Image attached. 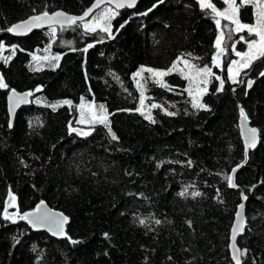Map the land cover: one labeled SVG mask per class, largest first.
<instances>
[{"label":"trees","instance_id":"16d2710c","mask_svg":"<svg viewBox=\"0 0 264 264\" xmlns=\"http://www.w3.org/2000/svg\"><path fill=\"white\" fill-rule=\"evenodd\" d=\"M92 1L0 0V74L9 86L0 89V264H234L228 236L242 195L248 199L236 240L247 250L241 261L264 264V59L241 71L240 82L227 72L235 51L246 50L240 37H252L233 31L229 39L234 25L220 18L217 28L214 14L201 10L197 0H140L112 20L115 39L86 34L81 24L55 27V37L50 28L20 38L6 30L45 10L81 15ZM211 2L223 10L221 0ZM238 15L242 23H253L250 6ZM221 31L225 51L217 67L212 57ZM54 55L58 62L50 59ZM181 57L212 68L207 91L199 95L206 108L193 107L186 79L174 71L162 78L168 87L142 73L141 107L135 74L166 70ZM216 76L224 80L221 91ZM11 89L33 95L9 128ZM82 98L105 106L116 140L103 124L81 127L90 131L85 137L70 133ZM63 100L71 106H47ZM241 108L258 132L257 147L246 158L237 127ZM242 163L232 189L225 176ZM8 192L19 214L40 202L62 212L68 217L66 238L32 232L19 217L5 220Z\"/></svg>","mask_w":264,"mask_h":264},{"label":"snow or ice","instance_id":"6c2138e0","mask_svg":"<svg viewBox=\"0 0 264 264\" xmlns=\"http://www.w3.org/2000/svg\"><path fill=\"white\" fill-rule=\"evenodd\" d=\"M104 2V0H95V3L88 8L83 15L81 16H71L68 15L62 11H57L49 14L48 11H43L39 14L32 15L29 18L11 25L6 30L9 33H13L16 35L26 34L27 32H30L34 28H42L46 25L50 28V33L52 37L56 36V28L53 25H59L61 31L65 29V27H71V26H77L79 27L80 24H82L84 32L87 33H95L98 34L100 32L105 33L108 38L115 39V34L112 31V20L115 19V17L119 14L116 9H122V8H133L135 7L137 0H107L109 4H114L115 8H104L102 12L92 15L94 9L100 7V5ZM158 3H163V0H158ZM197 3L201 10L207 11L210 10L212 14H214L215 23L217 25V28H221V19L229 21L231 25H234V28H232L229 31L228 38L231 39V33L234 32H244L246 31L248 34V37H252V39H246L244 36L240 37V40H243L247 44V51H235V46L233 45V51H235L236 56H238L239 60H233L230 62V64L227 67L228 72V79L231 80L233 83L240 82L238 81V77L244 69L250 68L254 61L264 59V0H240L238 3L237 0H224V4L227 5V7L223 8V10H218L216 5L211 2V0H197ZM244 6H251L254 9V22L253 23H242L239 19V9ZM156 7V5H153V8ZM35 11V10H34ZM148 11H152V9H148ZM148 12L140 13V15H147ZM92 16L91 20H86L87 17ZM219 17V18H217ZM127 21H125V24ZM124 24L120 25V28H123ZM119 29H117V32ZM104 37H101V42L103 41ZM223 40H224V32L221 31L220 35L217 36L215 41V47L217 49L216 55L212 57L213 65L219 67L220 65V55L225 51V48L223 46ZM70 43V42H69ZM92 44H89L87 48L84 49L85 52H87L88 48L92 47ZM4 45L0 43V52L4 50ZM11 51L14 53L15 48L11 49ZM47 51V49H45ZM5 62L11 59V56L3 57ZM33 59H38L37 57H33ZM44 60H48L49 57H43ZM52 61L58 62L60 60L59 55H54L50 58ZM182 62L185 68L188 70L187 74L184 75V78L189 81V88L186 89L188 91V94L190 96H193V107L196 108H206V105L200 102L199 96L193 94L192 90V84L193 82L196 83L197 91L200 95H202L204 92L207 91V88H200V84H207L209 82V78L214 75L212 72V68L205 65L203 67L192 64L188 59H185L183 57L179 58L177 62H174L172 66L166 70H157L152 68H142L140 71H138L135 75L137 77H142L143 72H148L152 78H159L156 79L155 82L160 84L163 87H168L167 84L164 83L163 77L169 75L172 71L177 69L178 63ZM58 66L57 64L53 65ZM181 73L184 74L185 69H180ZM194 73V75H193ZM261 76H264V72H260ZM216 79L220 81V86L217 89V91L223 90L224 86V80H222L219 76H216ZM7 83H5L4 78L2 75H0V89H8ZM138 87L141 89L140 92V105L143 107L144 105V92L143 88L144 85L139 83L138 81ZM247 87H252V81H247ZM41 89L38 87L35 91H40ZM11 95L8 97L9 99V112H14V109L18 107L21 103H28V98L33 95L32 92H26L23 94L17 93L15 89L10 90ZM39 102V101H38ZM72 102L70 100H63L59 101L55 104H48V107H51L53 110H55L58 106L61 105H68L71 106ZM152 108L161 107L157 104H152ZM79 108L81 109V115L80 119L77 121V123L80 124H89L94 125L96 123L103 124L107 129L109 134L111 135V138L113 140L117 139V136L115 133L112 132L111 127L109 125L108 121V113L103 104L98 106L97 111H92L94 108V103H85L83 98L81 99V103L79 105ZM85 108L89 109V113L86 115L83 111ZM136 111H141V108H137ZM141 114H144L143 112ZM169 116L176 115L174 112H167L166 113ZM145 119H148L151 122H155L151 116L150 113L144 114ZM240 116L242 121L247 120V116L243 110V108L240 109ZM31 126V124H30ZM9 127L11 128V123L9 124ZM71 132H76L79 135H89L90 131H83L82 129L73 128L70 125ZM257 142V129L256 128H250L248 129V135L245 139V145L248 148L255 147ZM189 164H191V161H189ZM239 167V166H238ZM232 175H226L225 180L229 187L231 188H237L238 185L235 183V173L237 171V168H233ZM187 192V189L185 191H182L179 193V195L184 196ZM193 196H199L201 193L199 192H193ZM242 198L244 200H247L248 197L246 195H242ZM15 196L9 192V200L7 207H5L3 216L5 220H10L14 222V215L10 214L7 210L8 207H15ZM43 207V202H41L40 205L37 206V209L35 212H26L23 214L16 213L21 220H26L33 228H39V227H48L49 231H52L53 235H61L65 236L66 233L64 231L63 225L67 223L68 217L63 216L62 214H52V213H45L40 214V209ZM241 211H238L236 213V224L232 228V259L235 261V264H242L241 257L246 255L247 250H241L236 246V237L238 233H240L243 230L244 227V218L242 215V210L244 208V204L241 203L238 206ZM140 223L143 225L145 224V220L141 219ZM155 223L159 224L161 223L160 220H156ZM190 223V222H189ZM105 236H107V233H105ZM71 239V238H69ZM18 242V241H17ZM72 243H77V241L73 240Z\"/></svg>","mask_w":264,"mask_h":264},{"label":"water","instance_id":"95a60500","mask_svg":"<svg viewBox=\"0 0 264 264\" xmlns=\"http://www.w3.org/2000/svg\"><path fill=\"white\" fill-rule=\"evenodd\" d=\"M139 1H140V0H137V3H138ZM94 3H95V0H93V1L91 2V4L88 6V8H90ZM137 3H136V4H137ZM106 6H107V7H110V8H113V9L115 8L114 4H109V3L107 2V0H104V2L100 5V7L94 9L92 15H93L95 12H97L98 10H100L101 8L106 7ZM88 8H87V9H88ZM87 9H86V10H87ZM122 9H124V8H122ZM122 9H116V11H120V10H122ZM125 9H132V8H127V7H125ZM86 10H85V11H86ZM85 11H84V12H85ZM55 12H57V11H55ZM62 12H64V11H62ZM84 12H83V13H84ZM64 13H66V12H64ZM83 13H82L81 15H83ZM49 14H51V13H49ZM66 14L71 15V16H81V15H73V14H70V13H66ZM90 17H91V15H90L89 17H87L86 20H88ZM20 22H21V21H20ZM17 23H19V22H17ZM53 26H54V27H60L58 24H57V25H53ZM66 27H67V26H66ZM46 29H49V27H48L47 25H46L45 27H42V28H34V29H32L30 32H27L26 34L16 35V34H13V33H9V32H8V33H9V35L12 36V37L20 38V37H26V36L30 35L31 33H33V32H39V31H43V30H46ZM0 75H1V74H0ZM248 81H249V80H248ZM246 89L249 90L250 88L246 87ZM1 90H5V89H1ZM16 92H17V91H16ZM26 92H29V91L17 92V93L23 94V93H26ZM10 95H11V92H10V90H9V91H7V95H6V111H7L8 120H9V121H8V126H9L10 123H11V125H12V123H13V119H14V116H15L16 112H17L20 108H22V107H26V106L29 105V103H30V99H31V97H32V96H30V97L28 98V100H29L28 103H21L18 107H16V108L14 109V112L10 113V112H9V103H10V102H9V99H8V97H9ZM68 127H69V131H70V133H72V134H74V135H77V136H79V137H85V136H86V135H79V134H77L76 132H71V130H70V126H68ZM237 127H238L239 136H240V139H241V142H242V146H243L244 158H246L247 153H248L249 151H253V150L257 147V144H258V132H257V142H256L255 147L248 148V147H246V145H245V139H246V137H247V135H248V129L253 128V127H251V126L249 125V121H248V119H247L246 121H242L241 116H240V113H239V116H238ZM9 128H10V127H9ZM73 128L82 129L83 131H88V130L83 129V128H78V127H73ZM242 165H244V163L240 164L239 167H236V168H237V171L240 169V167H242ZM237 171H236V172H237ZM230 175H232V171H231V174H230ZM230 188H231V187H230ZM232 189H235V188H232ZM15 198H16V197H15ZM240 198H241V202L238 204V206H239L241 203H243V204L245 203V200L242 198V196H241ZM8 200H9V192L7 193V196H6V198H5L4 209H5V207H7ZM40 204H41V202L38 203V204H36L32 209H30V210H28V211H25V212H23V213H26V212H35L36 209H37V206L40 205ZM238 206L236 207L235 214H234V217H233V221H232V224H231V227H230V230H229V236H228V252H229L230 259L233 261L234 264H235V261L232 259V243H233V241H232V228H233V226H235V224H236V213H237L238 211H241V209H240ZM4 209H3V212H4ZM7 210H8V212H9L10 214H13V215H14V222L17 221L18 216L15 215L16 213H19V211H18L17 199H15V207H8ZM23 213H22V214H23ZM45 213L62 214L63 216H65L62 212H60V211H58V210H54V209L48 207V206L43 202V207H41V209H40V214L42 215V214H45ZM242 215H243V218H244V227H245L244 208H243V210H242ZM3 217H4V216H3ZM66 217H67V216H66ZM20 220H21V219H20ZM9 221H10V220H9ZM21 222H22L23 224H25V225L27 226V228H29L32 232H43V233L47 234L49 237H51V238H53V239H55V240H63L64 238H66V235H65V236H61V235H53V234H52V231H49V228H48V227L33 228V227H32V226H31L26 220H21ZM67 225H68V221H67V223H65V224L63 225L65 233H66V227H67ZM244 227H243V230H242L240 233H238V235H237V237H236V240H237V238H238L239 236H241V235L243 234ZM236 246H237V245H236ZM242 251H243V250H242ZM244 256H245V255H244ZM244 256H242L241 258H244Z\"/></svg>","mask_w":264,"mask_h":264},{"label":"rangeland","instance_id":"374dc122","mask_svg":"<svg viewBox=\"0 0 264 264\" xmlns=\"http://www.w3.org/2000/svg\"><path fill=\"white\" fill-rule=\"evenodd\" d=\"M222 1V4H224V0H221ZM238 2V1H237ZM239 2H240V0H239ZM238 2V3H239ZM224 8L225 7H227V5L226 4H224V6H223ZM251 7V6H250ZM104 8H109V7H103V8H101L100 10H98V12L96 13V14H98V13H100V12H102L103 11V9ZM251 9H252V14H253V16H254V9L251 7ZM95 14V13H94ZM93 14V15H94ZM95 14V15H96ZM92 17V16H91ZM89 18L88 20H91L92 18ZM253 22H254V19H253ZM81 26H82V24H81ZM83 27V26H82ZM240 41H242V40H240ZM245 51H247V44H246V50ZM234 55L236 56V54L234 53ZM42 59H43V56L41 57ZM240 58L238 57V56H236V59L235 60H239ZM220 60V59H219ZM37 61V60H36ZM38 62V61H37ZM41 66H42V64H41ZM180 69H185V72H184V74H182L181 73V71H180ZM174 72H178V73H180L182 76H184L185 74H187V72H188V70L185 68V66L183 65V63L182 62H180V63H178V65H177V69L176 70H174ZM148 73V72H147ZM150 75V74H149ZM193 75H194V73H193ZM214 76V75H213ZM213 78V77H212ZM155 79H158V78H155ZM140 80H141V77H138V80L136 81V86H137V88H138V90H139V93L141 92V89L138 87V81L140 82ZM186 81H187V83H188V86H190L189 85V81L186 79ZM208 84V83H207ZM207 84L205 85V84H200L199 85V87L200 88H205V87H207ZM192 90H193V94L194 95H200L199 93H198V91H197V87H196V83L195 82H193V84H192ZM192 97V99H193V96H191ZM81 103V102H80ZM80 103L77 105V115H76V120H75V127H78V128H81V127H88V126H92V125H89V124H87V123H85V124H80V123H77V121L80 119V115H81V109L79 108V105H80ZM85 103H93L92 101H85ZM98 110V107L94 104V108L92 109V111H97ZM84 112H85V114L87 115L88 113H89V109H87V108H85L84 110H83ZM144 111H147V110H143L142 112H144ZM96 124H100V123H96ZM95 125V124H94Z\"/></svg>","mask_w":264,"mask_h":264}]
</instances>
